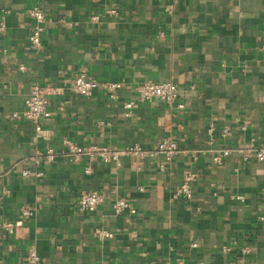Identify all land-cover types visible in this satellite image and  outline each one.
Listing matches in <instances>:
<instances>
[{"label":"crops","instance_id":"1","mask_svg":"<svg viewBox=\"0 0 264 264\" xmlns=\"http://www.w3.org/2000/svg\"><path fill=\"white\" fill-rule=\"evenodd\" d=\"M36 6L47 19L42 44L32 47L28 11ZM1 22L0 264H31L33 247L39 264H264V162L235 152L217 165L201 153L264 138V0H0ZM83 68L121 83L119 99L102 90L77 95ZM164 81L178 85L183 109L137 100L136 84ZM34 85L48 91L41 136L13 117ZM212 122L230 130L213 146ZM165 137L180 148L169 164L161 156L75 162L66 145L152 150ZM48 150L55 160L37 165ZM189 172L198 176L194 197L173 199ZM84 189L104 196L93 213L77 207ZM119 197L136 214L117 217ZM97 229L113 236L99 238Z\"/></svg>","mask_w":264,"mask_h":264},{"label":"built area","instance_id":"2","mask_svg":"<svg viewBox=\"0 0 264 264\" xmlns=\"http://www.w3.org/2000/svg\"><path fill=\"white\" fill-rule=\"evenodd\" d=\"M168 13L173 12L172 5H169L166 9ZM28 14L32 20L33 27L32 32L29 36V43L32 47H38L42 44L43 34L45 31V23L47 16L45 12L38 6L33 7L28 11ZM98 20V17L94 18ZM61 22L65 24V20L62 19ZM5 30V24L0 23V32ZM23 69V67L21 68ZM122 84L116 82H101L94 78L88 76L86 69H80L75 77L74 91L77 95L83 98H91L97 91L102 90L106 95L112 100H118L120 96V91L122 90ZM135 90L137 92V100L141 103L157 100L166 105H175L179 109H183L185 105L179 103V89L178 85L172 81L164 82H142L135 85ZM47 89L41 87L40 85H34L25 100V111L22 116L15 113L13 117L24 118L29 121L35 129L36 135L41 136L43 132L44 120L51 116L49 111V102L47 99ZM126 109V116L130 117L132 115V110L134 108V103L129 102L124 105ZM242 130L245 127H241ZM207 134L210 137V145L213 146L215 136H219L221 140L225 141L230 135V130L228 127L218 128L215 123H211L207 129ZM68 147V153L75 162H80L83 159H97L103 163H116L118 166L122 164L124 158L131 156L140 157H164L167 164H169L173 159L179 155L180 148L179 143L172 137H165L159 140L152 150H145L142 147L134 146L129 147L124 150H114L109 147H97L89 146L80 149L73 142H66ZM238 152L241 154L242 159L247 162L253 157L259 161L264 162V138H250L247 147L243 149H237L224 145L223 147L216 148L211 147L207 152L201 151L202 154L210 153L212 156V161L217 164H223L233 153ZM55 153L52 150H48L44 155V158H34V162L40 165L43 160L51 163L55 160ZM166 165L163 163L161 165V170H166ZM86 173H92L90 167L86 169ZM29 171H24V176H29ZM37 177L44 176L43 172L36 174ZM198 181V176L194 173H187L184 177L183 182L179 185L174 194L173 199L185 198L191 200L194 197V185ZM4 194V193H3ZM2 195H0V203L2 201ZM239 201H244L243 196L235 197ZM104 202V196L97 189H84L80 192L77 207L81 211L93 213L98 207ZM112 209L117 217L122 216L126 211L131 214H136V210L131 207L130 203L122 197L115 199ZM23 216L26 219H30L34 216V211L32 209H26L23 211ZM15 225L12 222H6L3 224V230L8 234H14ZM96 236L99 238H109L113 234L102 229H97L95 232ZM138 232H133V237H135ZM196 246V245H194ZM28 261L31 264H39L40 256L36 248L30 250ZM165 264H173L171 262H166ZM174 264H185L182 260L176 261Z\"/></svg>","mask_w":264,"mask_h":264}]
</instances>
